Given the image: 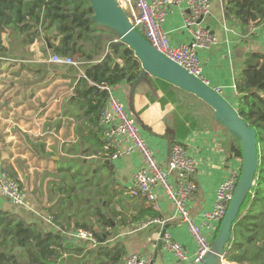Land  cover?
Wrapping results in <instances>:
<instances>
[{
	"label": "crops",
	"instance_id": "crops-1",
	"mask_svg": "<svg viewBox=\"0 0 264 264\" xmlns=\"http://www.w3.org/2000/svg\"><path fill=\"white\" fill-rule=\"evenodd\" d=\"M225 6V0H213L211 14L204 20V25L217 37L218 44L202 50L199 55L204 76L210 86L222 89L223 96L236 108V80L245 67L248 53H264V25L254 28L251 36H244L239 23L227 12ZM187 8V0L172 7L164 23V31L172 46L188 44L191 40L189 33L183 28L182 13ZM45 43L39 41L26 49V54L33 57V61L21 59L19 63L24 64L23 67L18 65L1 73L2 76H14L15 79L22 77L25 82H11L9 86L0 82V170L4 168L16 174L27 195L26 186L30 192H36L41 205L27 202L26 207L18 208L0 194V209L16 212L29 223H40L43 229L48 230L52 227L47 221L49 214L46 212L50 204L42 192V176L61 175L59 164L66 160L85 163L96 157L82 156L86 149H95L90 142H82L88 134L86 119H75L78 112L74 109L71 110L75 116L64 114L65 107L75 99L74 88L78 79L85 77V68L82 66L78 70L72 66L52 65L50 60L54 55ZM60 84L65 89L61 93ZM167 84L150 76L143 81L134 96L135 115L129 107L128 85L126 89L123 86L114 88V94L128 105L148 146L162 164H166L169 152L175 144L185 146L196 160L197 172L194 180L197 191L190 209L195 223L201 225V215L213 209L218 188L228 177L230 169L241 168L239 160H228L229 147L235 142V137L215 121V113L211 107L196 96ZM96 159L98 162L99 159ZM141 165V155L133 153L112 162L110 167L106 166L113 169L115 189L130 194L135 173ZM53 183L50 184L52 188L57 186ZM107 184L108 182L101 180L100 190ZM158 196L162 209L159 215L165 226H169L168 234L191 256L195 255L198 246L188 226L175 217L173 205L161 191ZM139 199L141 209L147 208L146 199ZM128 205V214L124 215L118 207L116 211L131 219L141 209L138 211ZM137 227L134 224L120 228L110 243L125 245V259L131 254L140 253L151 263L164 228L153 226L136 232ZM73 243L79 244L76 241ZM85 254L80 258L82 261L86 260L88 252ZM155 264L181 263L163 249Z\"/></svg>",
	"mask_w": 264,
	"mask_h": 264
},
{
	"label": "trees",
	"instance_id": "trees-1",
	"mask_svg": "<svg viewBox=\"0 0 264 264\" xmlns=\"http://www.w3.org/2000/svg\"><path fill=\"white\" fill-rule=\"evenodd\" d=\"M225 1L227 12L237 20L244 36H251L253 24L264 25V0ZM96 34L89 0H0L1 54L8 53L9 46L26 51L34 43L45 41L54 56L84 63L85 77L78 79L74 88L75 99L65 107L64 114L75 116L71 110L74 109L80 114H76L75 119H86L88 134L82 142H90L95 149H86L82 156L104 161L109 160L111 152L104 149L98 123L109 93L100 88L129 86L139 77L142 68L135 53L119 44L118 39L110 44L107 51ZM5 36L9 46H6ZM262 64L264 53H248L245 67L236 80L238 114L258 134L259 167L255 186L242 207L226 249L227 264H264V73L248 69V66ZM242 156L235 137V142L229 147L228 160L241 162ZM72 170V167L61 169ZM4 171L19 182L16 174ZM115 187L113 178L105 188H101L102 191L91 179L85 182L82 189L84 199L79 200L82 209L72 210L70 206L66 207V202L62 203L61 212L48 208L46 212L53 218V226L48 230L43 229L40 223L27 222L16 212L0 209V264H122L126 256L125 245L118 242L110 244L117 231L161 217L149 204L131 219L123 217L120 211H114L110 217L104 209L112 196L106 202L102 199V192L111 189L113 195ZM71 190L76 192L74 187ZM108 193L110 195V191ZM92 199H96L97 204H91ZM78 230L91 232L97 248L91 249L88 242L73 243L70 234ZM86 251V260L78 261Z\"/></svg>",
	"mask_w": 264,
	"mask_h": 264
},
{
	"label": "built area",
	"instance_id": "built-area-1",
	"mask_svg": "<svg viewBox=\"0 0 264 264\" xmlns=\"http://www.w3.org/2000/svg\"><path fill=\"white\" fill-rule=\"evenodd\" d=\"M118 1L128 13L134 28L147 41L191 75L210 85L204 76L199 54L202 50L210 49L218 44L217 37L204 25V20L211 14L213 0H187L188 8L182 13L183 28L189 33L191 40L188 44L177 47L172 46L163 26L172 7L179 6L184 0ZM50 62L54 65L72 66L78 70L81 69L80 65L84 64L59 56H53ZM100 89H106L109 93L108 103L100 114L98 123L104 149L111 152L109 160L114 162L133 153L141 155L142 165L135 173L130 195L134 198L146 199L153 210L160 213L162 209L158 192L161 191L173 205L175 217L188 226L198 246L197 253L191 256L167 233L163 238V249L171 253L181 264L199 262L210 250L226 216L239 182L241 168L230 169L228 177L218 188L213 209L201 215V225L196 224L190 209L197 191L194 180L197 172L196 160L185 146L175 144L169 152L166 164H162L148 146L139 123L131 115L128 105L114 94V88ZM215 89L223 95L222 89ZM0 194L15 207L24 208L27 205L26 191L4 170H0ZM47 221L53 226L52 217H48ZM153 226L164 228L165 222L161 218L149 219L139 224L136 232ZM70 238L76 242H88L91 249L97 248V241L91 232L78 230L71 233ZM122 264H150V261L145 255L134 253L129 255Z\"/></svg>",
	"mask_w": 264,
	"mask_h": 264
},
{
	"label": "water",
	"instance_id": "water-1",
	"mask_svg": "<svg viewBox=\"0 0 264 264\" xmlns=\"http://www.w3.org/2000/svg\"><path fill=\"white\" fill-rule=\"evenodd\" d=\"M89 2L93 11V23L95 26L114 33L119 40L118 43L131 49L141 63L142 69L139 77L128 86L130 91L129 107L133 114L135 113L134 96L137 87L150 76L202 100L213 109L215 121L237 138L243 154L239 182L210 250L199 262L194 263L227 264L226 249L232 239L233 228L245 201L256 183V174L259 167V144L256 129L251 128L240 117L237 109L222 94L218 93L214 87L191 75L147 41L134 28L128 13L118 0H89ZM252 27L253 29L258 27V23L253 24ZM248 69H257L264 73V64L261 66H248ZM122 88L126 89L127 85H123ZM86 162L96 164L97 159L91 158ZM103 164L110 167L112 162L105 160ZM168 230V225L162 230L154 260L150 264H155L158 255L163 251V238L168 233ZM69 258L72 257L70 256Z\"/></svg>",
	"mask_w": 264,
	"mask_h": 264
},
{
	"label": "rangeland",
	"instance_id": "rangeland-1",
	"mask_svg": "<svg viewBox=\"0 0 264 264\" xmlns=\"http://www.w3.org/2000/svg\"><path fill=\"white\" fill-rule=\"evenodd\" d=\"M96 29H97L96 37L99 38L104 50L108 51L110 44L112 42L117 41L116 35L112 33L110 30H107L104 28L96 27ZM5 37H6V46H9L10 42L8 40V37L7 36ZM24 58H27V60H30V61L34 60L33 57H29V54H26L25 50L21 49L18 51L13 46H9L8 53H5V54L0 53V82H4L5 84H7V86H9V83L11 82H15V83L25 82L24 78L22 77H20L19 79H15L14 76L8 77V76H2L1 74L2 72L7 71L18 65L23 67L24 64L19 63V61ZM46 59H48V56H46ZM74 61L79 63L75 59ZM30 63L31 62H29V64ZM82 66L80 65V67ZM27 80L30 81L29 78H27ZM47 80L48 79H46V81ZM61 85L62 84H60V86ZM58 89L59 88L57 87V90ZM60 89L61 91H59V93L65 91V89H63L62 86L60 87ZM59 167L60 169H65V170H68L70 167H72L73 170L71 172L60 170L61 175L44 174L41 178V181H42L41 188H42L43 195L49 199L48 200L50 204L49 208L55 212H61L63 210L62 209V207H64L62 204L63 202L68 203L66 207L70 206L72 210L80 211L82 208L79 205V200L82 201L84 199L82 189H84L85 182H88L90 179L92 180L94 184H98V185L101 180L109 182L111 178L115 179L114 174L112 173L113 169L106 167L103 164L102 160H99L96 164H89V163L85 164L84 162H81L79 160H72V161L66 160L64 162H61L59 164ZM52 182H54L53 184L57 186L52 188L50 186ZM67 187H70V188H67ZM71 187H74V189H76V192L71 190ZM23 188L25 189L24 186ZM26 190L28 192L27 202H29L30 204L41 205V201L39 197L37 196L36 192L34 193L30 192L27 186H26ZM90 190L93 191L92 188H90ZM108 190L110 191V195L108 193L109 191L107 192L106 190H104V192H102V199L107 202L108 198L112 196L110 203L108 204L106 209H104V211L107 212L110 217H111V214L114 213V211H116L117 207L120 208L121 212L124 215L128 214L129 212L128 204H130L133 207V209L140 211L141 201L139 198H134L130 194L120 191L118 188L114 190L113 195H111L112 194L111 189H108ZM54 199L55 201H52ZM96 202H97L96 199L91 200V204L93 205L97 204ZM131 211L132 209H130V212ZM78 261L83 262L81 259H78Z\"/></svg>",
	"mask_w": 264,
	"mask_h": 264
}]
</instances>
